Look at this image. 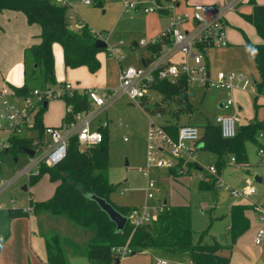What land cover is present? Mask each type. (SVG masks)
<instances>
[{
	"label": "rangeland",
	"instance_id": "rangeland-1",
	"mask_svg": "<svg viewBox=\"0 0 264 264\" xmlns=\"http://www.w3.org/2000/svg\"><path fill=\"white\" fill-rule=\"evenodd\" d=\"M107 4H95L92 1L91 5H85L86 8L77 5L80 20L93 28L97 32L98 37H102L108 41L109 45H114L120 39L125 43H130L133 39L145 37L143 34V19L145 14L142 10L138 14L132 15L125 11L122 6L124 0H106ZM264 3V0H256ZM111 2V3H109ZM145 5H155L157 0H144ZM252 4L249 3L245 8H241L236 14L226 12L231 25L228 24L233 34L230 37L231 44L229 47H207L205 57L209 61V71L212 76L218 70H239L243 71L250 79L251 85L246 90L233 89L231 92L224 88L203 87L188 84V97L192 104V109L186 110L183 107L172 105V111L161 103L160 108L155 112L142 111L136 103L125 96L115 99L107 111L99 113L93 123L101 119L108 122V155H109V179L115 185V189L110 192L109 199L115 205H127L130 207H141L143 205L156 206L157 209L161 205L164 198L170 204H187L191 211V226H192V241H202L212 243L219 241L226 243L232 240L230 233L221 237L228 229L229 225V205L235 198H244L243 196H233L221 186H214L210 180V186L200 184V179L208 180V172L199 170L191 177L185 173L180 175H171L165 168H159L155 165L146 166V151L147 140L146 132L149 118H152L156 123L167 125L178 122L196 124L201 128V124L209 119L214 122V116L221 110L225 113H231L233 107L240 105L241 108L237 111L242 124L258 119L264 120V94L258 96L256 103L254 101L255 83L259 82L260 76L256 68L254 59L249 45L244 43L240 29L253 34V27L245 22L244 15L250 13ZM155 16L157 20H161L165 16H161L156 10L149 13ZM78 16V17H79ZM166 21V20H165ZM168 21V20H167ZM167 23V22H166ZM79 24V27L83 25ZM240 27V28H238ZM107 33L109 37L107 38ZM250 37V36H249ZM99 59L101 62L97 72L92 73L86 67H67L66 73L62 78V82L69 81L72 84L73 91L75 89H83L89 86H100L105 83L101 75L104 73L106 82L116 87L118 85L117 64L113 57L108 54L107 50H100ZM137 51L144 53L142 47H138ZM181 53L177 52L172 56L173 60L180 58ZM124 63L138 64L135 54H127L123 61ZM99 72V73H98ZM7 73V74H6ZM16 80L21 81L24 77L30 88L33 86L42 88L49 84L55 89V96L48 99L47 106L43 108L41 121L43 125L60 124L63 119L66 109L65 101L62 96V82L55 79L53 82H44L41 78V69L38 68L31 75L30 72H2L0 69V88L4 82ZM109 86V85H108ZM257 86V85H256ZM110 87V86H109ZM16 95H10L15 98ZM231 96L233 105L230 110H224L219 107V103ZM16 101L21 103V99ZM152 102H163L165 105L168 102L162 99V94L159 90H150V100ZM130 102V103H129ZM132 103V104H131ZM169 105V102L167 103ZM41 105L37 104L34 107L33 114H36ZM175 110H177L175 112ZM221 111V112H222ZM220 112V113H221ZM39 137V128L33 127L26 133V137ZM258 143H264L262 136L257 134ZM245 150L248 160L251 163L250 172L244 173L240 164L235 163L228 165L224 170L222 180L229 185L235 186L239 181H243L245 174L253 178V174L260 173L261 179L255 180L254 183L258 188L264 189V165H255L258 161L257 143L247 140L245 142ZM196 159L203 167H208L209 163L215 160V154L205 148H196ZM17 158L14 160V158ZM223 158V157H222ZM30 155L20 149L11 148L8 152L2 153V176L9 178L16 171L22 169L30 160ZM230 161L227 159V161ZM42 163V162H41ZM40 163V164H41ZM194 164L189 166L193 167ZM40 166V165H39ZM38 166V168H39ZM185 168V167H184ZM193 169V168H191ZM183 170V169H182ZM228 178V179H227ZM153 180L154 185L148 186V181ZM56 183V182H55ZM242 183V182H241ZM26 188H23V185ZM54 181L49 178L48 173H42L40 177L30 183L26 174H21L16 177L0 194V231H5L6 216L3 214L7 207L26 208L29 204V199H45L51 196L55 189ZM152 191L153 196L148 197L147 192ZM15 199L14 202L10 198ZM249 199V198H248ZM37 219L40 226L38 228ZM58 231L60 234L71 237L78 242H84L90 235L91 231L81 226L75 225L67 220L62 215L50 214L47 211L38 213L16 216L10 234L7 240L1 245L0 249V264H20L22 260L27 262V259L35 254H44L45 245L43 240V232ZM7 230L4 232L6 233ZM245 232V231H244ZM243 232V233H244ZM240 234L239 236H241ZM247 237H249L247 235ZM119 258L122 256L117 253ZM35 256V255H34ZM159 254H150L137 252L133 255L129 254L120 258L119 262L113 260L102 264H156V259ZM181 260L189 261L186 256L179 257ZM191 262V261H190ZM34 264V263H33ZM67 264H90L87 257L82 255L70 256ZM174 264V263H173Z\"/></svg>",
	"mask_w": 264,
	"mask_h": 264
},
{
	"label": "trees",
	"instance_id": "trees-1",
	"mask_svg": "<svg viewBox=\"0 0 264 264\" xmlns=\"http://www.w3.org/2000/svg\"><path fill=\"white\" fill-rule=\"evenodd\" d=\"M253 9L247 14L248 20L254 25L256 32L261 36L262 42H250L245 37V43L249 45L252 57L258 70L260 80L257 89L264 88V4L253 2ZM10 8L22 11L28 23L36 22L41 27L40 41L28 47L29 52L36 63V68L41 69L40 78L44 82H53L54 55L52 44L59 43L63 49V61L65 66L76 67L85 65L89 71L94 72L100 66L96 56L97 52L105 47H96L94 41L97 38L91 28L84 23L78 29L69 27L67 5L56 0H0V10ZM162 94L163 102H153L154 108L148 110L155 112L162 106L172 111V105L192 109L188 97V83L183 75L175 80H159L154 86ZM11 88L18 94H27L31 88L27 83L20 86L12 85ZM65 104H72L75 110L88 108V99L83 91L74 90L62 94ZM144 100H142V103ZM35 114L34 127L39 128L42 134L43 124L41 115L43 108ZM177 110H175L176 112ZM174 112V111H172ZM69 114L65 113L64 119ZM172 136H176L178 122L163 125ZM199 142L203 147L217 154L215 164L217 169L225 165L228 154L234 156L237 163L246 164L248 156L245 150V142L257 141V134L264 131V122L254 120L239 124L237 132L232 137L221 135L220 126L207 119L201 125ZM102 132V141L98 145L79 147L75 137H71L66 154L54 165L42 162L35 174L28 176L30 183L35 182L42 173H48L49 178L56 182L54 192L43 200L29 199L27 207L30 212L38 213L47 211L50 214L62 215L75 225L91 231V235L84 241L78 242L71 237H66L58 231L43 233L46 261L49 264H67L70 256L82 255L87 257L90 264L108 263L120 260L116 248L125 246L130 251L141 252L147 249H156L169 254L186 253L192 264H227L231 246H226L219 241L212 243L192 241L191 211L187 204L167 205L163 204L156 217L150 222L132 226L128 221L121 231L115 229L114 222L102 210L97 202L89 197V193L104 196L113 206L122 213L132 208L127 205H115L109 194L115 189V185L109 179V155H108V129L105 125H99ZM21 145H30L28 137H10L8 151L19 149ZM185 163V162H184ZM183 160H178L173 168L181 166ZM188 165L193 162H186ZM179 169V168H178ZM85 190L86 193L82 191ZM249 204L235 203L230 208V229L232 240H235L249 227V219L244 214V209ZM25 208H8L9 217L27 215ZM5 236L0 237V247ZM226 248L227 252L223 253ZM129 255V254H128Z\"/></svg>",
	"mask_w": 264,
	"mask_h": 264
},
{
	"label": "built area",
	"instance_id": "built-area-1",
	"mask_svg": "<svg viewBox=\"0 0 264 264\" xmlns=\"http://www.w3.org/2000/svg\"><path fill=\"white\" fill-rule=\"evenodd\" d=\"M89 2V0H82ZM241 0H214L211 2H192L184 9H176L175 4L168 7V21L156 37L150 40L140 39L138 44L145 47L146 52L142 61L136 64H126L119 68L118 85L107 92H100L95 88H86L82 91L88 99V108L75 110L72 104H66L69 114L67 119L57 126L43 125L39 137H28L30 147L34 154L30 155L29 162L9 178L2 176V153L10 145V137H26L29 129L34 127V107L42 105L50 97L55 96V89L49 84L42 88L33 87L27 94H18L10 98L5 93H0V193L21 174H35L41 162L51 166L61 160L66 154L71 137H75L79 147L98 145L102 141V132L91 125L95 116L108 102L122 96L135 102L141 101L150 95V90L159 80H175L180 75L186 78L188 84L203 87L224 88L231 90L238 88L246 90L252 83L251 79L239 70H218L214 76L210 74L208 62L205 58L207 47H222L227 45V19L226 12L233 10ZM142 0H128L129 7L137 6ZM65 4L63 2H60ZM161 4L145 5L144 11H155ZM181 52L180 60H173L172 56ZM114 52V50H113ZM116 52L114 53V55ZM156 81L153 84V81ZM63 93L72 92V84L68 81L61 84ZM62 93V94H63ZM21 99V103L16 101ZM222 107L233 105L232 97L222 101ZM214 121L220 126L221 135L232 137L236 134L239 125V115L232 113H218ZM200 128L196 124H179L176 136L169 134L163 125L149 118L146 132L147 151L146 166L155 165L170 167L178 160L183 162H196V148L200 137ZM263 135V131L259 132ZM260 162L264 164V144L258 145ZM230 159L235 161L234 156ZM209 173L215 176L218 186L228 190L233 196L250 198L258 191L254 178L246 176L240 186H232L224 182L220 171L215 164L207 167ZM154 185L153 180L148 181V186ZM147 196H153L152 191ZM14 201V198H10ZM256 203L258 208V226L255 230L254 241H264V202ZM156 206L143 205L132 207L127 212L128 222L137 226L150 222L159 211ZM28 212L29 207L25 208ZM116 252L127 256L130 250L125 246L117 247ZM157 264H168L167 259L157 260ZM184 264V263H182Z\"/></svg>",
	"mask_w": 264,
	"mask_h": 264
},
{
	"label": "crops",
	"instance_id": "crops-1",
	"mask_svg": "<svg viewBox=\"0 0 264 264\" xmlns=\"http://www.w3.org/2000/svg\"><path fill=\"white\" fill-rule=\"evenodd\" d=\"M56 1L57 2H63V3H65L67 5V9H66L67 11L66 12H67V16H68L69 27H71L73 29H78L79 28V24L80 23L83 24V21L80 20L81 16L77 15L79 13L78 9H76L77 5L81 4V6L86 8L85 5H87V6L91 5L93 0H89V2H85V1H82V0H56ZM127 1L128 0H124L122 2V6L124 7V12L128 11L132 15H135V14H138L140 10H142L145 13V14H143L144 15V19H143V25H144L143 34L145 35V37H140L139 39H133L130 43H125L124 40L120 39L118 42L114 43V45H112V44L109 45L108 41L106 39H104L107 42V46L105 47V50H107L108 54H110L113 57V59L115 60V62L117 64V72H119V68L121 66H124L126 64H134V63H124L123 62L124 59L126 58V55L127 54H131V52H132V54H135V58L138 61V63H139V61H141L140 57L145 55L146 49H145L144 46L138 44V41L140 39L150 40V39H153L154 37H156L157 34L162 30L163 26L166 24V22L168 20L167 15H162L161 14V16H165V17L161 18V20H157L155 18V16H153V15L151 16V14H149V13H151L153 11H144V9H143V7L145 6L144 0H142V2H140L135 7H129L128 5H126ZM211 1H214V0H157V4H161L163 7H167V6L171 5V4H175L176 9L181 10V9H184L185 7H188L189 6L188 4H190L192 2H211ZM94 2H97L95 4H100V6L103 3H105V5L107 4L106 0H94ZM253 2L264 4V3H261V2H257L256 0H241L233 10H229V11H227V13H228V15L231 14V13L232 14H236L237 12H239V10L241 8H245L247 5H249V3L252 4ZM109 3H111V2H109ZM252 9H253V4H252ZM251 12H252V10H251ZM250 13H248V14H250ZM226 19H227V39H228V43L225 46L229 47V45L231 44L230 37H233V34H231L232 33L231 31H233V30L228 28V24L229 25H231V24H230L228 18H226ZM244 20H245V22L247 20V23H249V25H251L253 27L252 28L253 29V34H250V35L247 32H244L243 29H240L241 33H242V37L241 38H243L244 43H245V37H247L250 42H254V43L262 42L261 36L256 32V29H255L254 25L248 20L247 14L244 15ZM86 24L88 25V23H86ZM238 28H240V27H238ZM91 30L95 34V36L98 37L97 36V32L93 28H91ZM40 32H41L40 25L38 23H36V22L28 23L26 15L22 11L16 10V9H10V8H3L2 10H0V69H1L2 72H23V74H25L26 72H30L31 71V75H32L34 73V71H36V69H34L33 58L31 56V53L28 50V47L31 46L32 44L38 43L40 41V39H41L40 38ZM108 37H109V35L107 33V38ZM99 38H102V37H99ZM138 47H142L144 49V53L143 54H141V53H139L137 51ZM113 50H114V52H113ZM52 52H53V55H54V76H55L56 80L59 79L62 82V78H63L64 74L66 73L65 72L66 68L69 67V66H65V64H64V61H63V49H62V46L59 43H53L52 44ZM100 52L101 51H98L97 54H96L99 62H100V59H99V53ZM115 52H116V54L114 55ZM177 52H179V51H177ZM182 57H183V54L181 53L180 58H178L177 60H180ZM206 61L208 62V66H209V61L207 59H206ZM100 65H101V62H100ZM83 66L86 67L85 65H79L78 67H83ZM99 68H100V66L98 67V69ZM98 69L96 71L92 72V73L97 72ZM105 75H106L105 73L103 75H101L102 78L105 81V83H103V85H100V86H89V87H85L83 89L95 88V89L99 90L100 92H107L108 90L113 89L114 87H111L112 85H110L108 83V79H107V82H106ZM6 78H8L7 75H6ZM9 80L10 79L8 78L4 82L3 87L0 88V93H5L9 97H10V95H16L17 96L18 93H16L11 88V86L12 85L20 86L24 82L26 83V79L24 77L21 81H17V79L16 80H12V81H9ZM33 87H36V86H33ZM255 87H256V89H255V94H254V101L256 103V100H258V96L264 94V88L258 90L256 85H255ZM83 89H81V90L76 89V90L82 91ZM235 89H238V88H235ZM240 90H242V89H240ZM126 98L129 99L128 97H126ZM114 100L108 102V104L104 108H102L99 113L101 114V112L107 111L108 107L110 106V104ZM143 100H144L143 101L144 104L147 103V102H152V101H149L150 100V95H148V97L143 99ZM131 102L132 103H136L138 105V107L140 109H142V111H144V110L148 111V109L144 108V104L142 103V100L138 101V102H135V101L131 100ZM47 103H48V100L46 101V106H47ZM219 107L223 108L222 106H219ZM240 108H241L240 105H237L236 107L234 106L232 112H234V111L237 112ZM65 109H66V104H65ZM224 110H230V109H229V107H227V108H224ZM148 112H150V111H148ZM99 113L97 115H99ZM221 113H225V111L224 112L222 111ZM217 114H218V112H217ZM64 117H65V115H64ZM64 117H63V119L61 120L60 123H62V121L64 120ZM93 120L91 122V125H92L93 128H98L99 125H105L107 127V129H109L108 122L101 121V119L99 118L98 121L93 123ZM255 120H258V119H255ZM252 121H254V120H252ZM252 121H249V122H252ZM262 121L264 122V120H262ZM239 124H241V121H239ZM258 135H259V132H258ZM262 137L264 139V131H263ZM260 143L261 142L257 143V147H258V145ZM197 148H202V147H198L197 146ZM214 154H215V160H214L213 163L210 162L209 165L210 164H216V162H217L218 156H217L216 153H214ZM257 155H258V161L255 163V165L262 164L260 162L258 149H257ZM230 156L231 155H228V154H226L225 156L224 155L222 156L223 158H225L226 162H225V165L221 168V171H220L221 176L224 175L223 172L226 169V167L228 165L232 164V162H233V160H231V159H230V161L229 160L227 161V159H229ZM234 162L237 163L236 161H234ZM194 163H195V165H193V167L189 166L186 162L184 164H182L181 166H178V167L176 166L175 168H173L174 165L170 166V167H161V166H156V167L165 168L166 171L169 174L176 175V176L180 175V174L187 173L191 177L192 175L195 174V171L199 170V169H200L199 173H202V175L205 174L203 171H207L208 172L207 167H203L201 165V163L198 161V159H196V162H193V164ZM237 164H240L241 169H242V171H244V173L247 172V171L250 172V169L252 167L251 163L249 162V160L247 161L246 164H242V163H237ZM191 168H193V169H191ZM208 175H209L208 176V178H209L208 180H202L199 177L200 184H202L204 186H210V182L209 181L211 180L213 182V180H214L213 185L217 186V184L215 182V176L213 174H211V173H209ZM246 176H250V175H246L245 174V177ZM255 176H258L259 179L262 178L261 174L259 172L256 173V170H255V173L253 174V178ZM254 180H256V179L254 178ZM241 182L239 181L235 186L242 185L244 183V180L241 181ZM54 184H56L55 181H54ZM228 193L230 195H232L229 191H228ZM11 198H13V197H11ZM33 200H36V199H33ZM40 200H43V199H40ZM14 201H15V199H14ZM14 201H11V202H14ZM253 201H258L259 203H263L264 202V189L258 188V191L255 194L251 195V197L249 199L246 198V197L241 198V199L240 198H235L234 201L230 202L229 213H228L229 218H230V208H231V206L233 204H235V203L249 204L248 207L246 209H244V214L249 219V227L245 230L244 233H242L241 236H238L235 241H230V242H226V243L224 242L223 243L226 246H231V249L229 251V261L227 262V264H264V241H262L261 243H256L254 241L255 230H256V227L258 226L259 223H258V213H257L258 208H257L256 203H252ZM164 203L167 204V205H179V204H170V203H168L166 198L163 199V201L161 202L160 206H162ZM1 207L2 206L0 204V208ZM8 208H10V207H7L4 210V212H3V214L6 216V224H7V227H5L4 230L5 231L7 230V232L4 233L5 231H0V237L5 236L4 240H7V237L10 234V230H11V228L13 226V223H14V220H15V217H16V216L9 217ZM19 208H21V207H19ZM30 213H33V212H29L28 214H30ZM33 214L36 215V213H33ZM18 216H21V215H18ZM230 223H231V218H230V221H229L228 229H230ZM37 225H38V228H39L40 223H39L38 219H37ZM43 233H45V232H43ZM43 233H42V235H43ZM228 233H229V231L227 230L223 234H220V236L225 238V235H227ZM247 235L249 237H247ZM43 240H44V236H43ZM44 245H45V242H44ZM33 252L35 254H32L27 259V262L25 260H22L20 262V264H33V263L34 264H49L46 261V250L44 251V254H38L36 251H33ZM141 252L150 253V254H152V256L155 253L159 254L160 256L157 257L156 264H157V260H159L161 258L167 259L168 264H173V263L174 264H182V263L187 264L186 261H183V260H181L179 258L181 256H186V258L189 261V263L192 264V262H190L191 260H190L189 256L186 253L173 254L172 255V254H169V253H166V252H161V251L156 250V249H151V250L147 249L146 251H141ZM222 252L226 253L227 249L224 248ZM2 264H6V263H2Z\"/></svg>",
	"mask_w": 264,
	"mask_h": 264
},
{
	"label": "water",
	"instance_id": "water-1",
	"mask_svg": "<svg viewBox=\"0 0 264 264\" xmlns=\"http://www.w3.org/2000/svg\"><path fill=\"white\" fill-rule=\"evenodd\" d=\"M156 11H157L158 13L162 14V15H167V13H168V8H167V7H163V6H161V7H157V8H156ZM94 45H95L96 47H101V48H103V47H106V46H107V42H106L104 39L97 37V38L95 39V41H94ZM140 59H141L142 63L145 64V60H144V58H143L142 56L140 57ZM36 67H37V66H36V63H34V69H35ZM155 83H156V81L154 80V81H153V84H155ZM42 104H43V105H46V101H44ZM222 104H223V102H221V103L219 104V106H222ZM144 108H146V109H148V110H152V109L154 108V103H153V102H147V103L144 104ZM197 146H198V147H203V142H199V143L197 144ZM19 149L22 150V151H24V152H26V153L29 154V155H33V154H34V148H32V147H30V146H28V145H21V146L19 147ZM5 152H8V148H6V149L4 150V153H5ZM16 159H17V158L15 157L14 160H16ZM254 178H255L256 180H259L258 176H255ZM23 188H26V185H23ZM82 192H83V193H86L85 190H83ZM89 197L92 198V199H94V200L97 202L98 206H99L102 210H104V211L106 212V214L109 216V218L114 222V224H115V229H116L117 231H121V230L124 228L125 224H126L127 221H128V217H127L126 214H124V213H122L120 210L116 209V208L113 206V204H112L111 202H109V201L106 199V197H104V196H99V195H97V194H95V193H89ZM221 237H222V236H221ZM135 253H136V252L132 250V251H130L129 254L133 255V254H135ZM116 261L118 262L119 260L117 259Z\"/></svg>",
	"mask_w": 264,
	"mask_h": 264
}]
</instances>
